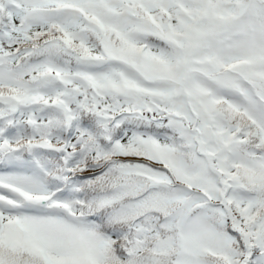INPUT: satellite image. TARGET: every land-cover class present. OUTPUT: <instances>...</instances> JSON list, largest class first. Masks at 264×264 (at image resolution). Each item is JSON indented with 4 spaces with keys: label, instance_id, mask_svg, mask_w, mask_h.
Segmentation results:
<instances>
[{
    "label": "snow or ice",
    "instance_id": "6c2138e0",
    "mask_svg": "<svg viewBox=\"0 0 264 264\" xmlns=\"http://www.w3.org/2000/svg\"><path fill=\"white\" fill-rule=\"evenodd\" d=\"M0 264H264V0H0Z\"/></svg>",
    "mask_w": 264,
    "mask_h": 264
}]
</instances>
